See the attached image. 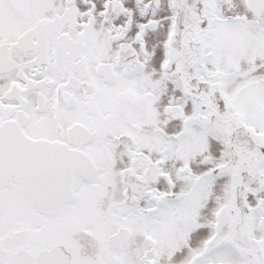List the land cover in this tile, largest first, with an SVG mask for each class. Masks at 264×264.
Instances as JSON below:
<instances>
[{
  "label": "snow or ice",
  "instance_id": "snow-or-ice-1",
  "mask_svg": "<svg viewBox=\"0 0 264 264\" xmlns=\"http://www.w3.org/2000/svg\"><path fill=\"white\" fill-rule=\"evenodd\" d=\"M0 264H264V0H0Z\"/></svg>",
  "mask_w": 264,
  "mask_h": 264
}]
</instances>
